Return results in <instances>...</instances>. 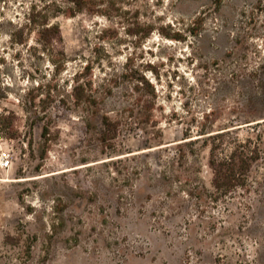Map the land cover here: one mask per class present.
<instances>
[{
	"label": "rangeland",
	"instance_id": "374dc122",
	"mask_svg": "<svg viewBox=\"0 0 264 264\" xmlns=\"http://www.w3.org/2000/svg\"><path fill=\"white\" fill-rule=\"evenodd\" d=\"M83 2L0 0V264H264V0ZM89 78L103 102L71 106ZM225 129L260 159L224 195Z\"/></svg>",
	"mask_w": 264,
	"mask_h": 264
},
{
	"label": "trees",
	"instance_id": "16d2710c",
	"mask_svg": "<svg viewBox=\"0 0 264 264\" xmlns=\"http://www.w3.org/2000/svg\"><path fill=\"white\" fill-rule=\"evenodd\" d=\"M84 0H65V2L72 5L77 10L82 9ZM35 10H32L31 16L28 18L29 23H34ZM48 24H42V36L47 32L55 33L56 39L60 40L58 28L45 27ZM90 75L89 68H84ZM142 90L147 95V100H138L135 107H132L126 118H137L141 123H149L151 121L152 112L155 106L156 94L150 84L144 80L140 81ZM103 91H98L93 88L91 79L89 78L84 83H79L78 80L71 85L68 102L71 106L83 107L86 110L98 108L103 102ZM135 113V114H134ZM1 119L0 121H3ZM101 140L106 142L114 139L119 134V130L123 125L122 118L111 117L105 114L101 117ZM259 123V120H254ZM87 123H90L87 120ZM87 125V124H86ZM89 125V124H88ZM234 130V129H233ZM232 129L220 130L218 133H202L207 135L209 142V159L208 167L212 173L211 186L216 191L227 194L236 188L246 187L247 176L252 166L260 159V152L258 145L251 139L240 140L232 135Z\"/></svg>",
	"mask_w": 264,
	"mask_h": 264
},
{
	"label": "built area",
	"instance_id": "2783aa9c",
	"mask_svg": "<svg viewBox=\"0 0 264 264\" xmlns=\"http://www.w3.org/2000/svg\"><path fill=\"white\" fill-rule=\"evenodd\" d=\"M10 165V160L7 157H3L0 160V166L2 168L8 167Z\"/></svg>",
	"mask_w": 264,
	"mask_h": 264
}]
</instances>
